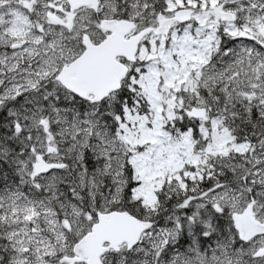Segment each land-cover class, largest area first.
Here are the masks:
<instances>
[{"label": "snow or ice", "instance_id": "1", "mask_svg": "<svg viewBox=\"0 0 264 264\" xmlns=\"http://www.w3.org/2000/svg\"><path fill=\"white\" fill-rule=\"evenodd\" d=\"M0 264H264V0H0Z\"/></svg>", "mask_w": 264, "mask_h": 264}]
</instances>
